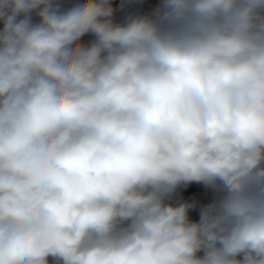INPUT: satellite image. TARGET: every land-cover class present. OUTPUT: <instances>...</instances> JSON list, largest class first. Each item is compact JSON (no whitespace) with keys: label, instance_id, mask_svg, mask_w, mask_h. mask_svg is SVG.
I'll list each match as a JSON object with an SVG mask.
<instances>
[{"label":"clouds","instance_id":"clouds-1","mask_svg":"<svg viewBox=\"0 0 264 264\" xmlns=\"http://www.w3.org/2000/svg\"><path fill=\"white\" fill-rule=\"evenodd\" d=\"M116 12L0 0V264H264V0Z\"/></svg>","mask_w":264,"mask_h":264},{"label":"built area","instance_id":"built-area-1","mask_svg":"<svg viewBox=\"0 0 264 264\" xmlns=\"http://www.w3.org/2000/svg\"><path fill=\"white\" fill-rule=\"evenodd\" d=\"M66 5H71L72 3L77 2V0H64ZM114 4V1H113ZM155 6L153 5V3L150 0H139L136 4L132 5L131 7L128 8V10L126 12H124L121 16L118 17V19H116L118 22L122 21L123 19H125V17L128 14L131 13H148L150 12ZM201 184H192L189 185V188L193 190L194 187H197ZM188 189L185 188H181L177 191L176 194H174L173 197V202H175L176 200H192V196L187 195ZM200 204H205V203H200ZM190 215L192 216V218L194 219H198V209L193 210Z\"/></svg>","mask_w":264,"mask_h":264},{"label":"rangeland","instance_id":"rangeland-1","mask_svg":"<svg viewBox=\"0 0 264 264\" xmlns=\"http://www.w3.org/2000/svg\"><path fill=\"white\" fill-rule=\"evenodd\" d=\"M114 1V7H116V19H118L119 16H121L135 1L139 0H130L128 4H126V7L124 9H120L119 5L121 3V0H113ZM155 6L159 3V0H150ZM193 191L195 192V195L192 196V200L195 199L198 201V203H208L214 198V193L210 189L204 188V186H197L193 188Z\"/></svg>","mask_w":264,"mask_h":264},{"label":"crops","instance_id":"crops-1","mask_svg":"<svg viewBox=\"0 0 264 264\" xmlns=\"http://www.w3.org/2000/svg\"><path fill=\"white\" fill-rule=\"evenodd\" d=\"M138 1H135V2H133V4L132 5H134V4H136ZM131 5V6H132ZM128 10V9H127ZM126 12V11H125ZM199 186H203L202 184L201 185H199ZM210 202V201H209Z\"/></svg>","mask_w":264,"mask_h":264},{"label":"bare ground","instance_id":"bare-ground-1","mask_svg":"<svg viewBox=\"0 0 264 264\" xmlns=\"http://www.w3.org/2000/svg\"><path fill=\"white\" fill-rule=\"evenodd\" d=\"M154 5V4H153ZM155 6V5H154ZM156 7V6H155Z\"/></svg>","mask_w":264,"mask_h":264}]
</instances>
